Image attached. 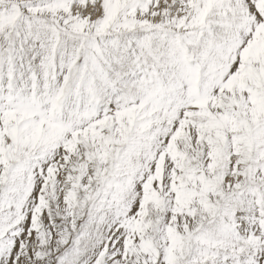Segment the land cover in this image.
I'll use <instances>...</instances> for the list:
<instances>
[{"label":"snow or ice","instance_id":"1","mask_svg":"<svg viewBox=\"0 0 264 264\" xmlns=\"http://www.w3.org/2000/svg\"><path fill=\"white\" fill-rule=\"evenodd\" d=\"M0 264H264V0H0Z\"/></svg>","mask_w":264,"mask_h":264}]
</instances>
